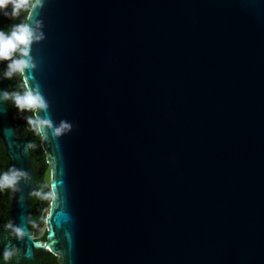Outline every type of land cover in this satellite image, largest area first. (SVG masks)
Masks as SVG:
<instances>
[{"label": "water", "instance_id": "obj_1", "mask_svg": "<svg viewBox=\"0 0 264 264\" xmlns=\"http://www.w3.org/2000/svg\"><path fill=\"white\" fill-rule=\"evenodd\" d=\"M28 13L44 38L25 88L52 127L73 128L39 133L52 201L35 242L29 149L0 106L10 166L28 174L10 190L16 242L61 264H264V0H46Z\"/></svg>", "mask_w": 264, "mask_h": 264}, {"label": "clouds", "instance_id": "obj_2", "mask_svg": "<svg viewBox=\"0 0 264 264\" xmlns=\"http://www.w3.org/2000/svg\"><path fill=\"white\" fill-rule=\"evenodd\" d=\"M46 0H0V16L9 19L8 27H0V63H4L2 76L11 78L16 73L31 71L35 67L34 57L32 56V45L44 38L41 31V21L34 18L32 13H28L24 19H19L21 12L27 9H39L44 7ZM18 20L16 23H11ZM5 102H10L15 106L17 113L23 114L32 111L38 114L33 116H23L27 124L37 133L45 131V126L51 128L53 135H61L69 132L73 128L70 121L61 120L55 127H52L50 115L48 114V102L37 87H26L22 91H9L0 88V106ZM6 109L0 107V112ZM39 113H44L40 115ZM28 178L26 171L10 166L4 171H0V193L5 189L17 190L18 182ZM33 195L43 198L46 194L39 190H34ZM6 227L12 228L17 237L25 235L23 228L18 225L7 224ZM14 248L5 245L2 253L3 260L7 262L14 255Z\"/></svg>", "mask_w": 264, "mask_h": 264}, {"label": "flooded vegetation", "instance_id": "obj_3", "mask_svg": "<svg viewBox=\"0 0 264 264\" xmlns=\"http://www.w3.org/2000/svg\"><path fill=\"white\" fill-rule=\"evenodd\" d=\"M28 12L29 9L21 12L19 19H24L26 15H28ZM16 22H18V20L11 21V23ZM9 23L10 21L8 18L0 16V27H8ZM3 68L4 63H0V79L5 81L7 90L22 91L23 87L25 88V84L21 73H16L11 78H4L2 76ZM10 107L13 129L18 137L25 139L29 149L30 164L35 173L34 190H39L46 194L43 198H37L32 194L30 207L31 229L29 236L35 242L44 244L46 239V218L44 219L43 217L42 208L49 195L46 182V176L49 173L48 159L43 148L42 137L40 134H36L35 130L32 129L23 118V116H32L31 111L19 114L14 105L11 106L10 104ZM10 163V160L6 156L3 142L0 139V171L6 170L10 166ZM46 185L47 188L44 187ZM10 201V189H5L3 193H0V253H2L5 245H10L15 251L12 258L7 262L0 256V264H61L59 256L49 252L47 248H45L47 251L45 252L42 249L29 247L26 243L18 244L16 242V237L12 228L6 227L7 224H11L9 212ZM42 226L44 229L43 231L40 230Z\"/></svg>", "mask_w": 264, "mask_h": 264}, {"label": "rangeland", "instance_id": "obj_4", "mask_svg": "<svg viewBox=\"0 0 264 264\" xmlns=\"http://www.w3.org/2000/svg\"><path fill=\"white\" fill-rule=\"evenodd\" d=\"M50 181H51V172H50V169H49V173L46 176V182H47V185H48L49 195L47 196V200H46L45 206L42 208V213H43L44 219L47 217V215L50 212V206H51V201H52V195H51V192H50ZM45 223H46V221H45ZM40 230L41 231L44 230L43 226L40 228Z\"/></svg>", "mask_w": 264, "mask_h": 264}, {"label": "trees", "instance_id": "obj_5", "mask_svg": "<svg viewBox=\"0 0 264 264\" xmlns=\"http://www.w3.org/2000/svg\"><path fill=\"white\" fill-rule=\"evenodd\" d=\"M33 1H34V0H29V3L31 4V3H33ZM21 85H22V87H23V84H22V83H21ZM23 89H24V87H23ZM31 113H32V116H33V113H34V112L31 111ZM35 132H36V131H35ZM36 134H39V133L36 132ZM44 187L47 188V185L44 186Z\"/></svg>", "mask_w": 264, "mask_h": 264}]
</instances>
